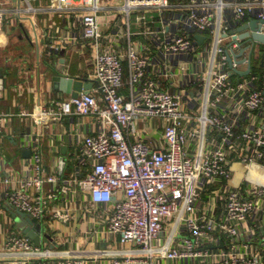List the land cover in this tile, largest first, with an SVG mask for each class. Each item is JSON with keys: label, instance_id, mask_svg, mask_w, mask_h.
Instances as JSON below:
<instances>
[{"label": "built area", "instance_id": "2783aa9c", "mask_svg": "<svg viewBox=\"0 0 264 264\" xmlns=\"http://www.w3.org/2000/svg\"><path fill=\"white\" fill-rule=\"evenodd\" d=\"M121 1L125 53L104 48L108 38L98 0H49L43 8L79 26L51 41L47 53L82 40L90 49L96 86L51 99L50 106L29 114L40 123L76 114L88 128L82 135L70 133L79 143L75 164L64 175L47 170L38 135L28 139L32 154L20 172L0 157V198L39 222L66 221V196L78 192L86 209L109 207V232L138 245L145 258L264 264L255 243L264 241V43L254 38L264 35V0ZM18 2L13 10L0 5V25L8 15L22 18L21 3L26 13L32 11L29 0ZM148 11L158 13L157 26L147 25L142 13ZM133 12L140 13L138 34L153 49L132 38ZM251 20L263 23L242 28ZM196 34L204 35L202 42ZM248 67L247 74L235 72ZM4 117L0 113V136ZM151 120L160 121L162 148L150 139L157 129ZM0 256L26 264L50 253L11 233ZM141 261L126 252L112 264Z\"/></svg>", "mask_w": 264, "mask_h": 264}, {"label": "crops", "instance_id": "0c3cea01", "mask_svg": "<svg viewBox=\"0 0 264 264\" xmlns=\"http://www.w3.org/2000/svg\"><path fill=\"white\" fill-rule=\"evenodd\" d=\"M48 1L29 0L33 8L29 13L25 11L27 4L21 3L22 18L8 15L0 25V113L5 114L4 133L0 136V157L12 169L20 172L32 154L28 139L38 135L42 140V152L47 170L64 175L70 172L75 164L73 159L77 154L79 143V140L77 143L71 141L70 133L85 134L88 128L86 119L76 114H68L59 121L47 118L40 123L29 113L39 110L42 105L50 106L51 99L69 97L68 94L54 90L53 83L49 79L51 66L69 76L93 79V64L89 47L84 46L80 39L75 46H68L67 50L64 48L56 53H47V46L51 41L58 36L67 37L72 30L79 27L72 18L45 13L43 8ZM121 2V0H98L102 9L98 16L104 36L108 38L104 40V48L125 53L128 47L125 39L127 26L125 13L118 9ZM1 4L12 10L15 8L12 0H0ZM132 14L136 16L130 25V31L134 34L132 38L144 43V48L153 49L150 40L138 34L141 29L136 25V21L140 13ZM142 14L146 17L147 25L159 24L158 20L150 19L148 13ZM115 38L118 41L114 40ZM27 53H30L28 55L30 60L26 59L28 73L25 77H20L19 59L21 58L20 62H22L23 58L25 59V56H22ZM123 64L126 67L125 61ZM39 67H41L40 71ZM126 70L127 67L125 76H127ZM95 86L96 83L93 82V87ZM152 122L157 129L154 128L149 132L150 139L156 147L162 148L160 121ZM23 149L30 150L28 157L22 153ZM85 202L83 194L70 192L66 196L64 205V208L70 212V217L66 221L40 222L42 239L38 246L47 250L50 256L32 259L26 264H52L54 261L66 258H79L83 264H112L114 257L122 256L128 251L141 258L137 252L138 245L123 242L120 234L109 232L107 220L111 212L110 208L106 210L96 207L89 210L86 209ZM11 233L24 235L16 226L9 204L0 198V247L6 236ZM255 243L260 247L264 257V241L255 240ZM163 260L164 264H181L176 260L162 258L154 260L145 258L142 259L141 264H162ZM0 264L15 263L12 257L0 256Z\"/></svg>", "mask_w": 264, "mask_h": 264}, {"label": "water", "instance_id": "95a60500", "mask_svg": "<svg viewBox=\"0 0 264 264\" xmlns=\"http://www.w3.org/2000/svg\"><path fill=\"white\" fill-rule=\"evenodd\" d=\"M12 2L17 6L19 5L18 0H12ZM263 23V21L257 22L256 20H251L248 24H245L242 26V28L250 27L252 29H256L260 27V25ZM195 38L202 42L204 39V35L202 34H196ZM254 38L257 39L259 42L264 43V35H254ZM48 65V63H47ZM51 66V65H50ZM260 66H263V62ZM249 67L244 71H235L238 74H247L249 72ZM1 72V71H0ZM50 77L49 79L53 83V88L56 91H61L65 94H68L70 96L75 97L78 92L82 90H89L93 86V81L91 79H87L85 77H78V76H69L61 71L54 69L53 66L50 68ZM22 153L24 156L28 157L30 155L29 149H23ZM9 209H11V215L14 217V220L16 222V226L19 230L22 231V233L28 237L34 245L38 246L42 236L40 233L41 225L40 222L35 219L31 218L29 214L22 212L16 208H13L9 205Z\"/></svg>", "mask_w": 264, "mask_h": 264}, {"label": "rangeland", "instance_id": "374dc122", "mask_svg": "<svg viewBox=\"0 0 264 264\" xmlns=\"http://www.w3.org/2000/svg\"><path fill=\"white\" fill-rule=\"evenodd\" d=\"M121 4H123L122 2L118 5V9H119V6H121ZM120 10V9H119ZM135 18H136V16L134 15V14H131V16H130V20H131V23H133L134 22V20H135ZM260 50H261V53L264 51V44H261V48H260ZM30 53H27V54H24L22 57H24L25 56V59L23 58V60H22V62H20V60H21V58L19 59V67H18V73H19V76L20 77H25L26 76V74L28 73V69H27V62H26V59L27 60H30V56H28ZM44 58V57H43ZM254 60V59H253ZM16 62V61H15ZM14 62V63H15ZM15 65V64H14ZM254 67H255V65H254ZM45 68H46V66H45ZM41 70V67H39V71ZM42 70H43V73H44V66L42 67ZM149 123H150V125L151 126H153V122H152V120L151 121H149ZM73 161H74V159H73ZM140 257H141V259H145V257H144V255L143 254H138ZM135 257H137V256H135ZM137 259H138V257H137ZM162 264H164V260L162 261Z\"/></svg>", "mask_w": 264, "mask_h": 264}, {"label": "trees", "instance_id": "16d2710c", "mask_svg": "<svg viewBox=\"0 0 264 264\" xmlns=\"http://www.w3.org/2000/svg\"><path fill=\"white\" fill-rule=\"evenodd\" d=\"M147 13L149 14L148 17H149L150 19H153L154 21L158 20V13H157V12H154V11H148ZM155 23H156V22H155ZM125 68H126V67H124V73H126V72H125ZM126 71H127V70H126Z\"/></svg>", "mask_w": 264, "mask_h": 264}, {"label": "flooded vegetation", "instance_id": "af4514ba", "mask_svg": "<svg viewBox=\"0 0 264 264\" xmlns=\"http://www.w3.org/2000/svg\"><path fill=\"white\" fill-rule=\"evenodd\" d=\"M262 56H263V58L261 59V61H260L259 65H261V63H262V60L264 61V51L262 52Z\"/></svg>", "mask_w": 264, "mask_h": 264}, {"label": "bare ground", "instance_id": "6f19581e", "mask_svg": "<svg viewBox=\"0 0 264 264\" xmlns=\"http://www.w3.org/2000/svg\"><path fill=\"white\" fill-rule=\"evenodd\" d=\"M129 252V251H128Z\"/></svg>", "mask_w": 264, "mask_h": 264}]
</instances>
